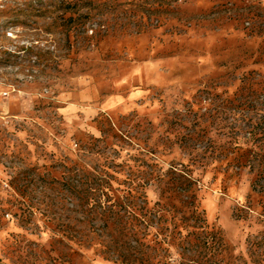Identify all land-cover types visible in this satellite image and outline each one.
<instances>
[{"label":"rangeland","instance_id":"rangeland-1","mask_svg":"<svg viewBox=\"0 0 264 264\" xmlns=\"http://www.w3.org/2000/svg\"><path fill=\"white\" fill-rule=\"evenodd\" d=\"M158 201L218 239L153 243ZM132 228L264 264V0H0V264H119Z\"/></svg>","mask_w":264,"mask_h":264},{"label":"trees","instance_id":"trees-1","mask_svg":"<svg viewBox=\"0 0 264 264\" xmlns=\"http://www.w3.org/2000/svg\"><path fill=\"white\" fill-rule=\"evenodd\" d=\"M157 206L156 214L158 215L159 219H165L164 215L161 213L165 212L170 215L169 222L172 224V234L170 235H164L163 237L158 238V236L161 234V231H157L156 237L153 238V243H160L167 242L166 244L172 245L175 243H180L186 240L187 237L193 236L196 239V246H199V243H201L203 246L210 248L212 242L215 241V239H218L215 235L216 233L212 232L211 229L208 228V224L205 220V218L202 216L201 212L198 211L197 208H193L189 215H185L183 213H180L175 204H164L162 202H156ZM130 215L133 217V213L129 212ZM135 216V215H134ZM142 219L141 221L146 219L147 213L143 212L141 214ZM136 217V216H135ZM149 224V223H148ZM181 227V229H178V227ZM190 228V229H189ZM199 228L201 232L195 233L193 232V229ZM182 229L184 231V234L182 236ZM129 232H131L132 237L134 238L135 242L137 243V246H128L125 250V253L119 254L120 258L118 260L119 264H151L149 262V259H144L145 257L142 256H135V253H140L141 249L140 246H143V241L140 242L139 238L137 237V234L139 233V230L136 228H132ZM177 241V242H176ZM147 246V245H146Z\"/></svg>","mask_w":264,"mask_h":264},{"label":"built area","instance_id":"built-area-1","mask_svg":"<svg viewBox=\"0 0 264 264\" xmlns=\"http://www.w3.org/2000/svg\"><path fill=\"white\" fill-rule=\"evenodd\" d=\"M6 35L10 38L15 37V32H13V28H10L8 31H6Z\"/></svg>","mask_w":264,"mask_h":264}]
</instances>
